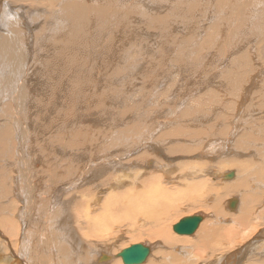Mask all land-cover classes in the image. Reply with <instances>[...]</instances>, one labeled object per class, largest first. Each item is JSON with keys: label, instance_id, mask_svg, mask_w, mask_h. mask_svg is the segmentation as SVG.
<instances>
[{"label": "bare ground", "instance_id": "obj_1", "mask_svg": "<svg viewBox=\"0 0 264 264\" xmlns=\"http://www.w3.org/2000/svg\"><path fill=\"white\" fill-rule=\"evenodd\" d=\"M168 1L171 4L167 9V4L165 3ZM199 1L0 0V151L12 154V158L17 157L18 154L19 158L13 159V162L16 161L15 167L17 168L20 164V168L17 171L22 169L25 172V176L13 179L8 173L10 171L9 168H4L5 170L1 169L0 203H7V205L3 206V204H0V226L5 234L11 238L14 236L18 237L20 234L19 223H22L19 248L17 252L13 251L15 255H18L17 263L53 264L58 252L66 251L67 249L77 251L78 248L75 245H79L80 241L76 229L75 233L73 230L76 226H79L84 237L91 235L92 237H97V239L100 238L101 242H104L106 245L105 250H111L115 245L114 237H112L115 236L113 235L114 231L109 230L112 229V225L109 223L110 220L107 214H102L103 210L105 212L115 210L118 204V198L114 196L115 194L110 196V201L106 202L103 200L106 192L101 190V188L99 190L97 188V192L99 191V193L96 195L95 203L92 205L90 202V205L94 207V211H99L101 208L102 211L100 214L86 212L83 221L75 219L73 225L72 216L66 208L52 211L49 203L38 205V200L46 202L48 197L49 200L52 199L50 197L51 191L54 192L55 196L62 198L68 192V186L71 181L73 182L76 179L86 181L87 176L84 178L80 176L81 168L76 171H73L71 168L74 156L68 148L73 146L75 148L82 147L80 150H85L87 154L93 151L100 153L103 157L111 155L108 156L109 160L106 163V168L112 171L111 167H113L114 171L107 178H103V182H98L99 186L106 185V183L108 185L111 176H115V178L121 177L117 172L121 171L123 166L119 167V165L122 164V159L128 157H134V162L132 163L131 160H124L125 163L130 162L133 168L139 165L145 168L153 167L152 169L156 171L160 170L165 174L164 178H166L167 183L172 182L174 185H178L183 181L181 179L176 182V179H170L171 172L176 168H171L170 163H173L177 158H181V156L184 158L189 157L190 160L182 158L184 160L182 161L183 174H181V176L184 175L190 178L188 185L186 184L189 189L187 192L189 195L185 192V194L179 197L174 193L176 186H171L173 189L171 191L170 187L158 183V179H156L155 185L143 190L146 184L149 183L148 179H145L139 183L142 186L141 191L137 192L138 194L134 196L133 194L130 195L123 206V208H128L130 205L131 212L135 210L136 213V215L133 214L132 216L136 219L134 224L145 227V230L141 231L140 229H135V231H138L134 234L137 238L136 240L142 239L144 235H149L152 238H158L160 244H151L150 246L157 247L162 246V244H168L170 247H166L167 249L163 250L169 256L167 254L164 255L165 253L158 248L150 257L151 259H148L149 264H191V259L193 258L189 257L193 255V248L188 246L187 251L184 250L182 252L183 247L181 248L178 245L180 241L186 243H188L187 241L192 242L195 253L201 247L202 255L199 254V256L201 255L203 259L211 258L218 250H220L219 252H224L228 244V246L233 245L232 248L228 247L229 252H231H228V256L222 257L223 255L221 254L222 256L218 258L216 255L213 262L207 259L208 264H264V230L260 231V228L264 226V124H260L259 129L251 127L249 124L252 122L249 123L247 120L249 115L246 116L247 113L244 112L245 104L251 95L252 89L254 90L255 87H259L257 90L260 93L259 98L261 100L264 98V82L260 83L263 78L261 76L264 75V66L261 67L263 68L262 70L260 67L253 66L261 60H256L258 58L256 57V52L258 51L249 46L257 41L258 43L255 46L261 45L262 50H264V0H207L208 9L211 12L214 11L215 15L213 14L214 16L209 17L207 13L204 16L206 18L209 17L208 20L211 21L216 19L220 29L224 30L221 37L225 36V44L230 43L232 39L236 41L238 38L240 42L232 43V46L229 48L225 47L226 55L233 58V60L231 59L232 61H230L231 66L224 70H222L223 67H221L218 61L220 56L217 58V55L214 53L213 59L216 56V64L211 71L210 82L213 80L218 81L219 89L215 88L212 83L209 85L201 77L197 78L195 88L193 86L189 89L187 85H184L180 89L181 82L179 79L183 81L184 78L187 83H192V81L188 80L186 74L189 64L192 62L197 64L199 62V65H206L210 64L212 59H210L211 57L198 56V52H196L197 54L193 53V50L191 52L188 49L189 46H185L184 38H180L182 32L178 34L179 36L166 34L167 32H171L172 35V32L180 31L179 27L170 28V23L175 19L180 20L184 25L188 24L191 26L189 23H192L198 13L197 6L200 5L198 4ZM56 4L61 7L60 10L65 18L69 19L67 22L63 20L61 15V21H57L54 25H52L51 21L44 24L45 16H38L39 18L35 20H33V17L27 18V14L36 15L38 11L43 10V5L47 7ZM162 8L165 9L164 13L161 12ZM205 10L207 11L206 8ZM198 14L200 15V13ZM206 20L200 26L196 25L199 22L195 23L193 21L195 23L193 26L201 34L206 33L203 29V27H207L208 25ZM188 25L186 26L187 28H189ZM212 25L214 27V23ZM209 28L211 27L209 26ZM35 29H37L36 32H34ZM153 31L165 35L166 41L165 44H162L164 46L156 48L158 45L155 42L157 35ZM190 33L192 34L193 32ZM211 36L213 41H217L215 35ZM150 40H153L156 45L150 44L148 46L149 49H146L144 46L148 51L147 55L144 56L145 54L142 52L144 49L143 47L139 49V46H143L142 42L148 45L147 43H150ZM161 40L163 41V39ZM205 40H207V37ZM223 40L219 41L217 45H220ZM192 43L198 44L194 40H192ZM199 43L205 45L204 40H201ZM247 45L249 46L247 50L251 54L248 56L245 54L244 60L240 58L243 62L241 60L238 62V59L235 60V58L239 56L240 50H244V47ZM202 47L199 45L200 49L198 51L206 49ZM193 48L196 47L193 46ZM121 61L124 62V66L129 64L135 78L142 81L153 82L154 76L151 74L152 71L147 70V67L150 63L157 66L156 68L161 75V81L158 83L153 82L155 84L152 90L154 89L155 97L162 94L163 83L167 84V88L162 95L163 97L169 94L170 87H177L178 91L172 97L176 102V106L172 108V111L173 113H179L180 118L178 120L176 118L167 120L169 130L163 132L162 135H157L159 124L154 123L153 119H149L151 121L149 127L142 129L141 125L135 124L134 128L136 129L129 131L133 136L140 139H144L150 135L151 137L157 135L159 141L167 138L165 142L172 145H168V147L166 145H150V153H148L143 150L144 145L139 144L124 149L120 148V145H110L108 151H104L102 145L100 148L98 145L92 148L91 145H76L77 143H75V145H57V149L52 152L55 146L49 140V137L55 129L54 125L56 123L60 124L57 130V141L68 143L72 139L73 134L75 132L78 133V126L74 127L73 125L76 124V121L72 120L74 106L80 112L82 111V102H80L79 95L82 92H86V94L87 91L90 92V84H93L95 88L97 85H100V88L95 90L96 95L93 94L94 97H97V100L93 98L94 101H97L96 108H99L100 112L102 111V100L107 92H109L103 87V79L106 81L105 84L109 86L118 84L121 79L119 75ZM243 63L251 67H244ZM262 63H264V59ZM88 65L91 70L86 71L88 70ZM252 66L255 74L248 72ZM167 67L170 68L169 71H167ZM200 68L204 69L203 66H200ZM5 69L6 71L3 72ZM98 71L101 72V74L98 73L99 77L97 76L98 74L96 75ZM5 75L6 77L4 78ZM100 75L103 77H100ZM36 76H40L41 78L39 77L40 79H38ZM15 78L16 81L14 82ZM258 80L259 83L257 82ZM40 82L53 84L49 87V91H51L49 94L50 101L46 102V107L48 108L46 113L38 97L41 93L38 90L37 84ZM206 83L208 86H205ZM149 87L151 88L152 86L149 85ZM109 88L111 89V87ZM221 91L227 93L225 98L232 95L233 99L230 102L226 101ZM178 93L181 99H177ZM144 94H142L141 90V94L138 97L143 98ZM146 98L149 97L146 96ZM83 99L85 98L83 97ZM135 99L137 100V98ZM149 102L152 103L151 101ZM133 105L141 114L147 111L160 112L155 107H150L151 109L149 107L146 108V106L142 107L137 102ZM90 107L93 106L90 105ZM180 109L182 110L179 111ZM228 109L233 111L235 119L229 117ZM58 113H60V117L57 116ZM45 114H49V118L45 119V116H47ZM242 114H244V117ZM5 115L16 118L13 130L11 129V120L7 119L4 121ZM158 117L159 115L154 116V119L158 120ZM39 118L40 121H38ZM184 118L187 120L184 121ZM253 119H255V116L249 118V120ZM137 120L139 121L140 119ZM79 122V125L82 122L86 124V121L82 118ZM236 122H242V127H237ZM43 124L45 127H43ZM120 126H125V123H122ZM84 127L89 131L90 126L88 124ZM39 129L40 134H38ZM144 130H146L145 133H143ZM126 137V135H123L120 139H126ZM45 141L46 143H44ZM50 145H53V147ZM14 150L17 152L16 155ZM44 150L52 152V156L45 157ZM163 150H165V153H163ZM171 155H177V157ZM192 158H196L197 160L203 158V161L194 163V160H191ZM28 159H40L37 165L41 163L43 167L47 166L43 170L49 169V174L52 177L51 190L45 188L47 184L42 179H39L36 184H32L29 181ZM48 159L52 160V162L45 161ZM206 159L209 161H206ZM58 160H61L60 163H57ZM9 161H12V159ZM93 164H96L95 168L101 166V164L96 163L95 159L89 158L87 161H84L82 168ZM188 164H190V167ZM221 166H225L221 170L222 174L219 173L215 177L214 172H218ZM101 168L105 170L104 166ZM101 168L91 173L89 177L97 178L98 174L102 173ZM232 168L237 173L234 171L230 172V170L229 172L225 171ZM208 171L210 178L207 176ZM235 174L236 180L231 178ZM228 175H230L229 179H233L234 182L226 181ZM220 176L224 179L222 178L223 181L221 180L222 182L219 183H222L219 192L228 195L229 190H231V193L235 192L239 196V199L234 196V200L233 198L230 199L228 202L229 211L226 212L229 213V216L238 225L239 229L233 230L231 227L223 228L221 226L218 229L217 225L215 226L216 223L213 222L202 226L205 218V215L202 213V215L186 216L198 217L200 229L197 226L191 234L177 231V233L184 235L178 236L174 234L170 229V223L167 224L165 222L174 214L172 211L180 207V202L183 199L194 205L204 202L205 206L224 212L225 209L223 207L218 206L216 203L214 204L218 196L217 193L213 194V192L215 193L214 184H218V182H210V179H214L215 181V178L218 179ZM157 178L159 177L157 176ZM198 178L200 180L197 181ZM8 183H10L11 187L8 186ZM191 188H193L192 193ZM76 191L80 192V195H87L85 191ZM93 191L95 190L91 189L90 195L93 194ZM18 192L22 197H20ZM78 192L74 193L73 196H76ZM210 194L214 197L207 199ZM3 198L5 201H1ZM17 199L24 202V206L21 209L26 210L27 214L23 215L16 203ZM52 202H55V198L52 199ZM209 203H212V205ZM96 204L99 205L98 208ZM220 204L222 205V203ZM87 207L81 203L77 206L78 209H86ZM233 210H236V212H230ZM77 214L80 216V210L77 211ZM186 217H182L180 221ZM223 217L221 215V218ZM218 218L221 219L220 217ZM224 220L227 221V218L225 217ZM45 221L47 224L51 222L53 237L51 238L50 236L39 247L28 249L26 238L30 234V228H37L36 225H39V223L43 224ZM176 224H174L173 229ZM233 227L235 226L233 225ZM101 232L108 233H104L106 234L105 236H100L99 233ZM216 233L219 234L217 235ZM0 234L4 237L1 232ZM194 234H196L197 240L193 239ZM214 234L218 236L215 244L207 241L208 239L211 240ZM223 235L225 238H222ZM252 236L254 239L248 240ZM182 238L187 240L185 241ZM239 241L241 243L237 244ZM93 243L91 247L87 248L89 253L88 259L86 254L84 255L81 250L80 253H76V261L81 264H95L94 262L90 263L93 256L91 252H94L92 251L94 250L92 247L96 246L97 242ZM25 249L28 252L33 250L35 258L31 259ZM98 249L103 250V248ZM150 251L147 257L150 255ZM207 251H209L208 257L204 254ZM120 253L119 256L122 257ZM103 254L100 256L101 259H110V256ZM254 255L259 257H254ZM146 259L140 263H125L122 257L125 264H142ZM110 262L119 264L120 260H113L112 256ZM65 263H70L68 257H66Z\"/></svg>", "mask_w": 264, "mask_h": 264}, {"label": "rangeland", "instance_id": "obj_2", "mask_svg": "<svg viewBox=\"0 0 264 264\" xmlns=\"http://www.w3.org/2000/svg\"><path fill=\"white\" fill-rule=\"evenodd\" d=\"M174 2H177V0H174ZM165 4H167V9H168L170 7L171 2L168 1ZM198 4H200V5L197 6V8H198L197 12L200 13V15L197 13L198 15L196 14V17H195V19L193 21L195 23L199 22L196 25L200 26L207 19L206 21H207L208 25H207V27L206 26L203 27V29L206 32L205 34H201L196 29V27L193 26V25H195V23L193 21H192V23L191 22L189 23V24H191V26L187 24L188 27L190 28L189 29V28L186 27L187 26L186 24L184 25L183 22H181L178 19H175V20H173L170 23V28L171 27H179V29H180V31H178L179 33L175 31V32H172V35H171V32H167L166 35L169 34L170 36H174V35L181 34V32H182V34L180 35V38H182V39L184 38L185 46H187V47L189 46L188 49L191 52L193 50V53L198 52V56H205V57H208V58L211 57L210 59H212L210 64H206V65H199V62H197V64H194L195 62H192L191 64H189L188 69H186V71H187L186 74L188 76V80L192 81V83H187L186 79H184V78H183V81H182V79H179L180 82H181L180 89L184 85H187V87L189 89L192 88L193 86L195 88V85L197 84V78L198 77L204 78L205 81L208 82L209 85H211V83H212V85L215 88L219 89L218 88V85H219L218 81L213 80L212 82H210L211 81L210 80L211 71L213 70V68H214V66L216 64V56L213 59L214 53L217 55V58L220 56L218 58V61L221 64V67H223L222 70H224L225 68H228L229 66H231V62L230 61H232L233 58H230V57H228L226 55L225 47L226 48L231 47L232 43L240 42V39L238 38L236 41L234 39H232L231 42L229 41L230 43H226L225 44V39H224L225 36L221 37V34L223 33L224 30L222 31V29H220L216 19H214L213 21L208 20L209 17H212V16L215 15V12L214 11L211 12L208 9L209 7H208L207 0H200ZM201 4H203V5L201 6ZM43 7H44V9L38 11L36 13V15H34V14L32 15L30 13L27 14V18L33 17V20H35L36 18H39L38 16H45L44 24L46 22L51 21L52 25H54L57 21H61L60 20V18H61L60 15L62 16L64 21L67 22L69 20V19L65 18V16L63 15V13L60 10L61 7L58 4L53 5V6H47V7L43 5ZM205 8L207 9V11L205 10ZM162 9H161V12L164 13L165 9L164 8H162ZM202 9H203V11H202ZM201 13H202V15H201ZM207 13H208L209 17L206 18V16H204V15H207ZM201 17H203L204 19L201 18ZM212 23H214V27H213ZM64 26H65V24H64ZM209 26L211 28H209ZM36 31H37V29L34 30V32H36ZM153 32L154 33L156 32V35H157L156 36L157 37L156 40H155V36H154V40L158 44L156 48H158V47L160 48L161 46H164L162 44H165V41H166L165 35H162L160 32H157V31H153ZM190 32H193V33L191 34ZM194 32H195V35H197V36L194 35ZM213 32H214V34H213ZM198 34H199V36H198ZM159 35H162L164 37L159 36ZM211 35H215L216 38H217V41H213ZM192 36H194V37H192ZM204 37L205 38L207 37L208 41L205 40ZM157 39H158V41H157ZM161 39H163V41ZM191 39L196 41L198 44H193ZM201 40L202 41L204 40L205 45H202V44L199 43ZM221 40H223L224 42L222 41L220 45H217L218 42L221 41ZM155 42L153 40L152 41L150 40V43H147L148 45H146L144 42H142L143 46L142 45L139 46V49H142V47H143L144 50H142V52L145 54L144 56H146L147 53H148V51L146 50V49H149L148 46L150 44H153V45L155 44L156 45ZM189 42H191V43H189ZM257 43L258 42L255 41V43H252L249 46L250 47L252 46V49H254L255 51H258V52H256V57H258V58H256V60L258 59L257 61L261 60L263 62V59H264V52L263 51L264 50H262L261 45H259L258 47L255 46V45H257ZM207 44H208V46H207ZM199 45L203 46L202 48H206V49L205 50L202 49V50L198 51V49H200ZM144 46H145L146 49L144 48ZM193 46L196 47V48H193ZM210 46H211V48H210ZM247 46L244 47V50H240L239 56L237 58H235V60L238 59V62H239V60H241L240 58H243L242 60H244L245 54L247 56L251 54L247 50V48H249V46L248 47ZM133 51H134V49H133ZM259 51H261V52H259ZM261 61H259L260 63L257 62L253 66L261 68L262 66H264V63H262ZM142 64H143V61H142ZM237 64H236V66H237ZM243 64L245 65V63H243ZM120 65L121 66H120L119 75H120L121 79H120V82L118 84H112V85L109 86V85L105 84L106 81L103 79V81H104L103 87H105L109 92H107V94L105 95V97L102 100V111L101 112L98 110L99 108H96L97 101H94V98H95V100H97V97L93 96V94H95V90L100 88V85H97V87L95 88V86H93V84L92 85L90 84L89 85V88H91L90 92L87 91V94H86V92H82V94L79 95L80 96L79 97L80 102H82L81 103L82 104V111L80 112V110L77 109L74 106V115H73V118H72L73 121L74 120L76 121V124H73V125H74V127L78 126V128H77L78 133L75 132L73 134V136L71 137L72 139L68 143H62L61 141H57L58 140V132H57V130L60 127V124L56 123L54 125L55 129L53 130V132L51 133V135L49 137V140L52 141L54 146H55V148H54V150L52 152H54L57 149V145H71V144L75 145V143H77L76 145H87V146L91 145L92 148L94 146H96V145H98V147L100 148L101 145H102L104 151H108L110 145H116V146L120 145V148L124 149V148L132 147L134 145H138L139 144V145H144L143 150L148 152V153H150V145H166V147H168V145H172L170 142H169L170 144H167L165 142L167 140V138L161 139L159 141L158 138H157V135H162L163 132L169 130V127H168L169 125L167 124L168 123L167 120H173L175 118H176V120H178L180 118V114L179 113H178L179 114L178 115L177 112L173 113V111H172V108L174 106H176V102L174 101V99L172 97H174V93H176L178 91L177 87L176 86L175 87H170L169 94L166 95L165 97H163L162 95L165 92L164 90L167 88V84L163 83V87H162V91L163 92H162V94L155 97L154 92H153L154 89L152 90V88H153L155 83H158V82L161 81V75H160V72L156 68L157 66H154L152 63H150L148 65V67H147V70L150 71V72L152 71L151 74L154 76V81L153 82H155V83H153V82L146 81V80L142 81L141 79L137 80L135 78V76L133 75V73L131 71V67H130L129 64L127 66H124V62L121 61ZM200 66H203L204 69H201ZM206 66H207V68H206ZM246 66L247 65H245L244 67H246ZM253 66H252V68L250 70H248V72H250L251 74H253V73L255 74ZM247 67H251V66L249 65ZM167 68H168L167 71H169L170 68L169 67H167ZM87 69L88 70H86V71L91 70L89 65H88ZM262 69L263 68H261V70ZM92 70H93V68H92ZM94 70H96V69H94ZM5 71H6V69L3 70V72H5ZM98 73L101 74V72L98 71V72H96V75ZM99 74L97 75L98 77H99ZM5 77H6V75L4 76V78ZM37 77H38V79L41 78L40 76H36V78ZM100 77H103V76L100 75ZM261 77H263V78H262L260 83H263L264 82V75H262ZM225 78H227V77H225ZM15 81H16V78H15L14 82ZM257 82L259 83V80ZM146 83L149 84L152 87L150 88L149 85H147ZM208 84L206 83L205 86H208ZM52 85L53 84H47V83H44V82H40V83L37 84L38 90L41 93V94L38 95V97L40 99V102L42 103L43 110H44L45 113L48 110V108L46 107V102L50 101L49 94H50L51 91H49V87H51ZM109 87H111V89ZM144 89H146V90H144ZM148 89H149L150 92L148 91ZM258 89H259V87H255L254 90L252 89L251 95H250L248 101L245 104L244 112L247 113L246 116L249 115V117L247 119L249 121V123L252 122L249 125L251 127H256V128L259 129L260 124H264V98L262 100L259 98L260 93H259V91H257ZM141 90H142V94L145 93L143 98L138 97L141 94ZM151 94H152V96H151ZM221 94H222L223 98L226 101H228V102H230L233 99L232 95L230 97H228V98H225V96H227L226 95L227 93L225 91H221ZM85 95H87V96L85 97ZM146 96L149 97V98H151V97L152 98L149 99V98H146ZM83 97L85 99H83ZM135 98H137V100ZM178 98L181 99V97H179V93L177 94V99ZM147 100L151 101L154 104L150 103ZM135 102H137L142 107H144V106H146V108L149 107V109H151L150 107H155V109H159L160 112L159 113H155V111H147V112L141 114L137 110V108L134 107L133 104ZM90 105H92L93 107H90ZM229 107L231 108V106H229ZM75 110H76V112H75ZM181 110L182 109H180L179 111H181ZM168 111H170V113L167 114ZM228 112H229V117L232 118V119L233 118L235 119L233 111L228 109ZM45 115H47V116H45V119L49 118V114H45ZM158 115H159L158 120L154 119V116H158ZM57 116L60 117V113H58ZM242 116L244 117V114H242ZM254 116H255V119L249 120V118H252ZM81 118L86 121V124H84L82 122L81 125H79V123H80L79 121L81 120ZM7 119L11 120V129L13 130V126L16 123V118H12V117H10L8 115H5L4 121H6ZM45 119H44V121H45ZM137 119H140V120L138 121ZM149 119H153L154 123H158L159 124V127L157 129L158 133H156L157 134L156 136L153 135V137H151V135H150V136H148V137H146L144 139H140V138H137L136 136H133L131 133H129V131H133V130L136 129V128H134L135 124L141 125L142 129L146 128V127H149L150 124H151V121ZM186 120L187 119H185L184 121H186ZM38 121H40V118H39ZM122 123H125V126H120ZM87 124L90 126V129H91V130L89 129V131H88V129L86 127H84V126H87ZM242 125H243L242 122H236V126L237 127L239 126V128H241ZM43 127H45L44 124H43ZM124 127H126V128H124ZM45 129L48 131L47 128H45ZM145 132H146V130L143 131V133H145ZM38 134H40V129H39ZM123 135L127 136L126 139H120V137L123 136ZM180 140H183V139H180ZM44 143H46V141ZM26 145H28V144H26ZM50 146L53 147V145H50ZM68 149L71 150V152L73 153V156H74L73 157L74 162L71 164L72 170L76 171V170L81 168L80 176H81V178H84V177L87 176L86 177V181H82V180H79V179H76L73 182L71 181L69 186H68V192L66 193L65 196H63L62 198H59V197L54 195L53 191H51L52 193H50V197L52 199L55 198V202H52V199L49 200V197H48V199H46V202H43V200L42 201L38 200V205L39 204L41 205L43 203H46V204L49 203L50 209L52 211L60 209V208H66L68 210L69 214L72 216V219H73L72 225H73L75 219L83 221V218H84L86 212H93V214H95V213L96 214L97 213L100 214V212L102 211V208L99 209V211H94V207H92L90 205V202L92 203V205H93V203H95L94 200L96 198V195L99 193V191L97 192V188H98V190H99V188H101V190L106 192L107 196L105 194V197L103 198V200L106 201V202H108V200L110 201V196L115 194L114 196L116 198H118V204L116 205L115 210L114 211L108 210L107 212H105V210L102 211L103 215L107 214V216H108V218L110 220L109 223H111V225H112V229H109V230H113L114 231L113 235H115V236H112V237H114L115 245H114L113 249L105 250L106 245H105L104 242H101L100 238L97 239V237H95V236L92 237L91 235H87V236L84 237L82 232H81V230H80V228H79V226H76V228H73V230H74V233H75V229H76L77 234H78V239L80 241L79 245H75L76 248H78V250L77 251H73L72 249H70V250L67 249L66 251L58 252L57 255L54 258L53 264H81L78 261H76V258H77V254L76 253H80V251L82 250L83 254L84 255L86 254V257L88 259L89 253L87 251V248L91 247V245L94 244L93 242H97V244H96V246L92 247V248H94V250H92L94 252H91V254H93L94 257L92 256V258L90 260L91 261L90 263L94 262L95 264L96 263L97 264H113L114 262H110V260L112 259V256H113V260H118V259L120 260L119 264H125L123 262V260H122V257L119 256V253L124 248H127L130 245L135 244V243H142V244H145V245L149 246L151 251H150V255L147 257L146 261L144 262L146 264L148 263V259L152 256L153 253H155L157 251L158 248H160L162 251L166 250L167 249L166 247H169L168 244H162V246H157V247L150 246L151 244L160 245L159 242H158L159 241L158 238H152L149 235H144L142 239L136 240L137 238H136V236L134 234H136L138 231H135V229H140V231H141V230H145V227L136 226L134 224L136 219H134L132 216H133V214L136 215V213H135V210H134V212H131L130 205L128 206V208H123V206L125 205L126 200L128 199V197L130 195L133 194V196H134L135 194H138L137 192L141 191L140 189H142V186H140L139 183L141 181L143 182L145 179H148L149 183L146 184V186L144 187L143 190L147 189L149 186L155 185V182H157L156 179H158V183L163 184V186H167V187H170V188H171V186H176L175 187L176 190L174 189L175 192L174 191L173 192L175 194H177L179 197H180V195L185 194V192L187 193L188 190H189L187 185H188V181H189L190 178H187L184 175H182L183 176L182 177L181 174H183L182 161L184 159L185 160L186 159L190 160L189 157H185L184 158V157L181 156V158H177V159H175L173 161V163H170L171 164L170 165L171 168H173V169L175 167L177 168V169L175 168L176 170L174 169L171 172V174H170L171 178L170 179H176V182L182 179L183 182H180L178 184L179 186L178 185H174L172 182L171 183H167L166 182V178H164L165 174L163 172H161L160 170L156 171V170L152 169L153 167L145 168V167H142V165H139L138 167L133 168L131 166L130 162H128V163L126 162L125 163V161H128V160H131V163L134 162V160H133L134 157H132V158L128 157L129 159L126 158V159H122L121 160L122 164H120L119 167L123 166V168H122L121 171L119 170L117 172V174H119L121 177L115 178V176H111L110 179H109L108 185L106 183V185L99 186L98 182H100V181L103 182V178H107L108 176H110L112 171H114L113 167H111L112 171H109L106 168V163L109 160L108 156H111V155L103 157V155H101L100 153L93 152V151L91 153L87 154V153H85V150H80V149H82V147L75 148L73 146H70ZM52 152H49V150H44V156L45 157H51L52 156V154H51ZM4 153L5 152H1L0 151V176H2L1 169L5 170V169H8V168L10 170V171L8 170L9 171L8 173H9L10 177L13 178V179L14 178L18 179V177H20V176H25L24 175L25 174L24 170L21 169L20 171H17L20 168V164H19V167L17 168V167H15V164H16L15 162L16 161L13 162V159L16 160V159L19 158L17 152L15 151V155L17 154V157L15 156L14 158H12V156H11L12 154L10 155V154H7V153L4 154ZM163 153H165V150H163ZM177 155H181V154H177ZM177 155H171V156L177 157ZM89 158L95 159L96 163L101 164V166L95 168L96 164H93V165H90L88 167L82 168V165H83L84 161H87ZM182 158H184V159H182ZM10 159H12V161H9ZM39 160L28 159V179H29V181L32 184H36L39 181V179H42V181L46 182V184H47V187H45V188H47V190H51L52 189V177L49 174V169L43 170L44 168H47V166L43 167L42 166L43 164H41V163H38V165H37V162H39ZM191 160H194V163H196L197 161H203V158L202 159L199 158L198 160L196 158H192ZM45 161L52 162V160H49V159L45 160ZM60 161L61 160H58L57 163H60ZM206 161H209V160L206 159ZM12 162H13V164H12ZM8 164H10L9 167H8ZM175 164H178V165H175ZM102 166L105 167V170L103 168H101ZM188 166L190 167V164H188ZM100 168H101V172L103 174L99 173L97 178L89 177L91 173L96 172ZM218 168H220V167L218 166ZM224 168H225V166H221V169H219L218 172H214V176L217 177L219 175V173L222 172L221 170H223ZM168 170L170 171V169H168ZM229 170H230V172L234 171L235 173H237V171L234 168L226 169L225 171L229 172ZM153 171H156V172H153ZM157 176L159 178H157ZM202 176H204V175L202 174ZM207 176L209 177V171H208V175ZM227 177H228V178H226L227 180L225 179L227 182H234L233 179H235L236 174L234 175V177H231L233 179H229L230 175H228ZM222 178L223 177H221V176L218 179L215 178V181H214V179L213 180L210 179V182H212V181L213 182H216V181L218 182V184H214L215 193L213 192V194L217 193V195H218L217 196V200L214 202V204L215 203L218 204V206L223 207V209H225L226 211L224 210V212H221L219 210L220 211V213H219V211H216L214 208H211L209 206H205L204 202L194 205V204H191V202L189 203V202L185 201L186 199H183L180 202V207L177 210H173L172 212L174 214L172 215V217H169L166 220V222H165L167 224L170 223V227H171L170 229H171V231L174 234H176L178 236L184 235V234L177 233L173 229L174 224H176L178 221H180L182 219V217L191 216V215H202V213H203V215H205L204 221L202 222V226L204 224L213 222V223H216L215 226L217 225L218 229L220 228V226L223 227V228L231 227V228H233V230L239 229L238 225H236L235 222L229 216V213H226L227 211H229L228 210L229 209L228 202L230 201V199L233 198V196L234 197H238V199H239V196L235 192L231 193V190H229L228 195L226 193H225L226 195H224L223 192H219V190H221L220 189L221 188L220 185L222 184V183L221 184H219V183L222 182L223 179H224V178L223 179ZM198 180H200V178H198L197 181ZM72 183H75V184L72 185ZM8 186H10V183H8ZM132 186H134V187H132ZM113 188H115V189H113ZM91 189L95 190V191L92 192L93 193L92 195H90V193H89L91 191ZM106 189H107V191H106ZM192 189L193 188H191V193H192ZM76 190L85 191L87 195L86 196L80 195V192H78ZM172 190L173 189L171 188V191ZM76 192H78L77 195L73 196L74 193H76ZM116 193H117V195H116ZM187 194L189 195V193H187ZM19 195H20V197H22V195L20 193H19ZM219 195H220V197H219ZM212 197H214V196L212 194H210L207 199H212ZM218 197H219V201H218ZM23 200H24V197H23ZM194 200H196V199H194ZM233 200H234V198H233ZM1 201H5L4 198ZM16 203L18 204L19 209H21L22 206H24V202L21 201V200L17 199ZM79 203L84 204V205H86L88 207L86 209H83V208L82 209H78L77 206H78ZM220 203H222V205ZM0 204H3V206L7 205V203H0ZM209 204L212 205V203H209ZM96 205H97V208H98L99 205L98 204H96ZM72 206L74 207L73 210H72V208H73ZM78 210H80V212H81L80 216H78V214H77ZM17 211H20V210H17ZM21 212L23 213V215L27 214V211L24 210V209H21ZM230 212H236V210H233V211H230ZM221 215H223L224 217L221 218ZM215 216H216V218H215ZM218 217H220L221 219H219ZM225 217L227 218V221L224 220ZM78 223L80 224V222H78ZM218 223H219V225H218ZM131 224H134V225H131ZM224 224H226V225H224ZM222 225H224V226H222ZM233 225L235 227H233ZM36 226H37V228H34V227L30 228V234L26 238V246H27L28 249H32L33 247H39L40 244L43 241L47 240L50 236H51V238L53 237L52 236L53 228L51 226V222H49L47 224L46 221H45L43 224L39 223V225H36ZM263 227L260 228V231L264 230ZM198 228H199V226H198ZM21 229H22V223L20 222L19 223V230H20L19 233L20 234L18 235V237L14 236V237L10 238V237H8L5 234V232L1 229V226H0V232L4 235V237H3L0 234V264H19V263L16 262V261H18V259H17L18 255H15L13 251H16V252L18 251L19 242L21 240ZM109 230H107V231H109ZM110 232H112V231H110ZM104 233H106V232H101V233H99V235L100 236H105L108 232L106 234H104ZM216 234L218 235L219 233H216ZM216 234H214L212 236L211 240L208 239L207 241H210V243H214L215 244V242L218 240V236ZM195 235L196 234L193 235L194 236L193 239L197 240ZM222 238H225V236L223 235ZM108 239L111 240L110 238H108ZM182 239L185 240V241L187 240L185 238H182ZM252 239H254L253 236L250 237L248 240H252ZM187 242L188 243H186L184 241H182V242L180 241V242H178V245L181 248L183 247L182 248V252H184V250L187 251V248H189V247L193 248V251H194L193 255L194 256L190 255V257H189V258H193V259H191L192 260L191 264H193V263H195V264H201V263L208 264L209 262L207 261V259L209 261L213 262L216 255H217L216 257H218V258L221 257L222 255H223L222 257H224L225 255L228 256L229 248L230 247L232 248V246H233V245L228 246L229 245L228 244L227 247H225L226 250L224 252H219L220 250H218L216 252L217 254L215 253V255L211 256V258L209 257L207 259L206 258L203 259L202 256H201L202 255V253H201L202 248L200 247L201 249L199 248L198 250H196V253H195L194 244L192 242H190V241H187ZM15 243H16V245H15ZM239 243H241V242L239 241L237 244H239ZM111 244H113V243H111ZM85 248H86V250H85ZM98 248H103V250L101 251ZM25 250L27 251V249H25ZM231 251H233V250H231ZM208 252L209 251L204 253V254L207 255L206 257L209 256ZM102 253H104L103 255L110 256V259H101L100 256L102 255ZM229 253H231V252H229ZM166 254L167 253H165L164 255H166ZM182 254L184 255V253H182ZM199 254H201V255L199 256ZM28 256L31 259H34L35 258V252L33 250H30L28 252ZM167 256H169V254H167ZM66 257H68V260H69L70 263H65ZM95 257H97V258H95ZM254 257H259V256L254 255ZM93 259H95V260L93 261ZM19 260H20V258H19ZM144 263H142V264H144Z\"/></svg>", "mask_w": 264, "mask_h": 264}, {"label": "water", "instance_id": "obj_3", "mask_svg": "<svg viewBox=\"0 0 264 264\" xmlns=\"http://www.w3.org/2000/svg\"><path fill=\"white\" fill-rule=\"evenodd\" d=\"M199 224L198 217H186L178 224L175 225V231L180 233L191 234ZM150 251L148 246L136 243L131 247L125 248L121 251L120 255L123 257L125 263H140L144 261Z\"/></svg>", "mask_w": 264, "mask_h": 264}]
</instances>
